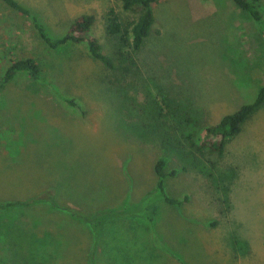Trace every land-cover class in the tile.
I'll use <instances>...</instances> for the list:
<instances>
[{
	"label": "rangeland",
	"instance_id": "obj_1",
	"mask_svg": "<svg viewBox=\"0 0 264 264\" xmlns=\"http://www.w3.org/2000/svg\"><path fill=\"white\" fill-rule=\"evenodd\" d=\"M17 1L52 37L62 36L76 16L92 13L89 33L108 55H114L116 41L105 33L106 11L112 7L124 26L139 15L119 0ZM153 11L135 73L114 87L112 74L93 60L86 42L51 49L26 15L0 0V75L21 57L40 66L38 80L19 72L0 91V202L24 200L54 178L58 204L85 217L106 207H132L148 196L150 203L153 166L163 153L166 171L178 170L167 179L166 192L182 202L150 203L151 225L140 217L110 224L112 234L128 243L113 251L117 261L128 264L121 256L131 252L134 264H150L145 257L153 251L155 261L165 260L161 264H264V104L221 154L190 153L179 145L187 134L196 141L207 126L252 102L264 83L260 30L232 0H161ZM159 92L173 116L155 109ZM14 223L40 238L47 232L55 237L47 254L41 248L25 252V264H86L84 254L94 244L93 236L85 237L90 226L41 203L0 209V264L14 261L7 236ZM136 232L145 248L134 245ZM73 233L84 249L80 263L74 252L79 244L70 247L73 256L62 252Z\"/></svg>",
	"mask_w": 264,
	"mask_h": 264
},
{
	"label": "trees",
	"instance_id": "obj_2",
	"mask_svg": "<svg viewBox=\"0 0 264 264\" xmlns=\"http://www.w3.org/2000/svg\"><path fill=\"white\" fill-rule=\"evenodd\" d=\"M1 1L12 10L26 15L30 19L33 28L38 33L40 38L51 49H55L68 42H86L90 56L112 74L113 79H109L108 81L111 85L116 87L122 80H124V76L135 73L133 70V68L137 65L135 55L142 48L146 38L150 34L152 24L154 23L153 5L161 0H119L124 9L139 10L137 19L131 22L128 26H124V24L120 21L117 12L112 7L106 11L105 33L107 36L116 41L114 55L103 53L101 44L97 37L90 35V29L95 22V16L92 13H82L76 16L68 25L67 30L62 36L52 37L47 33L44 25L39 21L36 14L29 8L23 6L17 0ZM232 2L237 8L248 14L250 19L259 28L264 41V8L262 7L261 0H232ZM129 36H131L130 39ZM19 72L27 73L31 80H38L40 77V66L32 57H21L11 60L4 72L0 75V91ZM158 95L159 98L155 99V109L166 116L170 114L173 116L174 113L171 111L164 94L159 92ZM63 100L68 104L75 105L73 100L69 98H63ZM263 104L264 83L258 88L256 96L252 102L242 104L233 112L224 115L217 123L207 126L201 137L196 141L193 139L191 134H187L184 136L185 143H179L180 147L187 149L190 153H193V151L195 153L208 151L210 153L221 154L227 140L239 133L244 122L260 107H262ZM166 163L167 156L163 153L155 160L153 166L155 185L153 195L151 194L150 196V203L158 200H164L171 205H180L182 202L181 200L170 197L166 192L167 179L178 173V170L176 169L166 171ZM183 170L184 167L181 168V171ZM47 178L50 179V177ZM52 179L53 181L50 179L51 185H48L47 188H44L39 192L29 195L24 200H8L6 202H0V209L5 210L11 207L29 206L34 205L35 203H41L51 207L60 208L62 211L69 213L73 217L80 218L81 221L86 222V224L90 226L92 231L91 234L85 232V237L92 238L93 236L94 238V244L89 246V252L87 255L84 254L85 258H87V261H85L86 264H105L108 259L114 258L115 261H117L118 256L115 255L113 251L120 249L121 247L122 250H124V248L128 246V243L123 245V242H121L122 239L118 234H112L113 228H111L110 224H116L114 222L127 217L143 218L149 225L153 222L155 210L154 206L150 205L147 200L149 196L144 197L138 205L132 207L127 205L120 208L106 207L104 210L100 209L95 212L92 217H85L84 215L78 214L75 210L58 204V192L56 189L58 182L56 179ZM17 182L18 185H23L22 179H17ZM184 199H187L186 195L184 196ZM154 234L155 233L152 232L150 235V241L152 242L150 244L152 248L154 247ZM107 235H109V240L106 239ZM133 235L136 238L138 237V239L134 240V245H141L140 247L145 248L146 245L142 244L143 238L141 233L136 232ZM7 236L9 248L14 256L12 264H25V252H32V249L35 248L38 249V252H40L41 248V252L47 254L48 252L46 247L53 242L56 243L54 239L55 237L52 233H44V235L40 238L39 236H36L35 233H29L17 223H14L7 229ZM67 237L70 238V241H68V244L65 245V248L62 246V242L60 243V246L63 247L62 252L68 256H73V253L76 252L79 254L76 257L79 259L80 263V260L84 258V249H82V246L80 245L81 242H79L78 236L75 233L70 234ZM97 242H102V244H100V250L96 247ZM75 243L79 244V249L73 252V250H70V247L74 246ZM86 246L88 247V242ZM140 247L137 250L138 252L141 251ZM147 248L150 250L148 246ZM148 255L149 256L145 258H149L152 262L154 261L150 264L158 262L157 260L155 261V258L158 257L156 252L151 251ZM121 257L122 260H125L128 264H134L136 260L135 256H133L131 252L125 253ZM139 257L140 259L143 258L141 255H139ZM164 261L165 260L162 259L156 264H161ZM179 261L181 264H188L181 259H179ZM120 263L121 258L117 261V264ZM73 264H76V262Z\"/></svg>",
	"mask_w": 264,
	"mask_h": 264
}]
</instances>
